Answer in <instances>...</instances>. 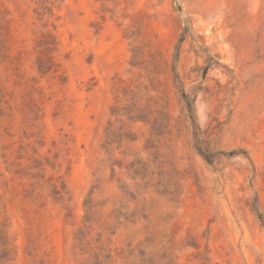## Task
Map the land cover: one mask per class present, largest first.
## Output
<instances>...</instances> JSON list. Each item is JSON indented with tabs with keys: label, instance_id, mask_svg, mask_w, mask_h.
Masks as SVG:
<instances>
[{
	"label": "rangeland",
	"instance_id": "374dc122",
	"mask_svg": "<svg viewBox=\"0 0 264 264\" xmlns=\"http://www.w3.org/2000/svg\"><path fill=\"white\" fill-rule=\"evenodd\" d=\"M0 27L7 264H264V0H0ZM179 83L236 154L196 151Z\"/></svg>",
	"mask_w": 264,
	"mask_h": 264
},
{
	"label": "trees",
	"instance_id": "16d2710c",
	"mask_svg": "<svg viewBox=\"0 0 264 264\" xmlns=\"http://www.w3.org/2000/svg\"><path fill=\"white\" fill-rule=\"evenodd\" d=\"M186 32V29H185ZM185 32H183L180 41H183L185 38ZM5 44V40L2 35V29L0 27V52L2 51L3 47ZM47 44V43H46ZM50 58L45 57L40 59L39 61V68L42 71H49L53 64H50ZM179 77L175 75L176 81H179ZM181 82V81H179ZM182 99L184 102V108L187 112L188 118L192 124V129H193V137H194V148L196 151L203 157V159L208 162V163H213L218 157L221 155H234L236 154V151L232 150L229 152H224L222 150H214L210 147L208 144V141L205 139L203 136L201 127L199 126L197 122V117L195 113V105L194 102L195 100L192 99L189 94L182 88V83H179ZM1 92V89H0ZM2 103H3V97L2 94L0 93V115L2 112ZM1 201H0V216H1ZM258 219L260 220L261 224L264 226V213L261 212L257 207L254 208ZM10 247H9V241H8V236L7 233L4 229V227L0 226V264H7V261L10 257Z\"/></svg>",
	"mask_w": 264,
	"mask_h": 264
}]
</instances>
